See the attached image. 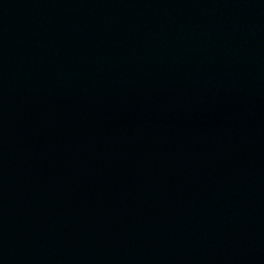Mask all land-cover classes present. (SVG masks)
<instances>
[{"label": "water", "instance_id": "95a60500", "mask_svg": "<svg viewBox=\"0 0 264 264\" xmlns=\"http://www.w3.org/2000/svg\"><path fill=\"white\" fill-rule=\"evenodd\" d=\"M0 264H264V0H0Z\"/></svg>", "mask_w": 264, "mask_h": 264}]
</instances>
